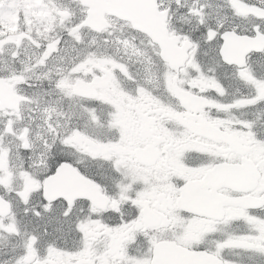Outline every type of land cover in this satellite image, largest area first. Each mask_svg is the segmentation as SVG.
Returning <instances> with one entry per match:
<instances>
[{
  "label": "snow or ice",
  "instance_id": "snow-or-ice-1",
  "mask_svg": "<svg viewBox=\"0 0 264 264\" xmlns=\"http://www.w3.org/2000/svg\"><path fill=\"white\" fill-rule=\"evenodd\" d=\"M0 264H264V0H0Z\"/></svg>",
  "mask_w": 264,
  "mask_h": 264
}]
</instances>
